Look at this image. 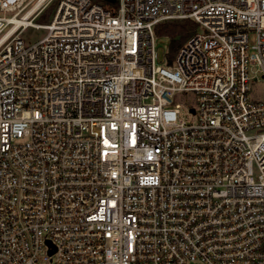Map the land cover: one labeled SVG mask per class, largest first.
Returning a JSON list of instances; mask_svg holds the SVG:
<instances>
[{"label":"built area","instance_id":"2783aa9c","mask_svg":"<svg viewBox=\"0 0 264 264\" xmlns=\"http://www.w3.org/2000/svg\"><path fill=\"white\" fill-rule=\"evenodd\" d=\"M104 1L0 0V264H264V0Z\"/></svg>","mask_w":264,"mask_h":264},{"label":"rangeland","instance_id":"374dc122","mask_svg":"<svg viewBox=\"0 0 264 264\" xmlns=\"http://www.w3.org/2000/svg\"><path fill=\"white\" fill-rule=\"evenodd\" d=\"M55 9V3L50 4L38 17L34 19V23L43 25L48 24L53 18ZM8 16H11V14ZM46 35L47 31L43 28L29 27L23 33L22 38L27 44H33L43 39ZM254 42L255 35H251L250 44L252 45L254 44ZM155 43L158 55L157 64L162 67H167V60L169 58V53L171 50V39L169 37L156 34ZM251 97L260 101L264 100V79L260 78V80L251 87ZM189 98L192 99L190 105L195 106V97L193 95H190ZM183 111L184 114L182 115V117H184L187 121L193 122V119L188 116L185 108L183 109Z\"/></svg>","mask_w":264,"mask_h":264},{"label":"trees","instance_id":"16d2710c","mask_svg":"<svg viewBox=\"0 0 264 264\" xmlns=\"http://www.w3.org/2000/svg\"><path fill=\"white\" fill-rule=\"evenodd\" d=\"M105 4L104 0H95ZM196 23L191 20H170L160 23L156 27V34L169 37L171 39V50L169 60L173 61L183 45L195 34Z\"/></svg>","mask_w":264,"mask_h":264},{"label":"bare ground","instance_id":"6f19581e","mask_svg":"<svg viewBox=\"0 0 264 264\" xmlns=\"http://www.w3.org/2000/svg\"><path fill=\"white\" fill-rule=\"evenodd\" d=\"M38 6V5H37ZM36 6V7H37ZM36 7L32 10V11H30L29 13H28V15H27V17L30 15V14H32L33 12H34V10L36 9ZM27 17H26V19H27ZM17 22V25L20 23V21H16ZM17 29V27H15V28H13L12 29V31H15Z\"/></svg>","mask_w":264,"mask_h":264},{"label":"water","instance_id":"95a60500","mask_svg":"<svg viewBox=\"0 0 264 264\" xmlns=\"http://www.w3.org/2000/svg\"><path fill=\"white\" fill-rule=\"evenodd\" d=\"M108 1H113V0H108Z\"/></svg>","mask_w":264,"mask_h":264}]
</instances>
